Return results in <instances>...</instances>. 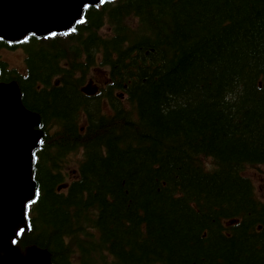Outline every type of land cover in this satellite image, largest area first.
Wrapping results in <instances>:
<instances>
[{
    "label": "trees",
    "instance_id": "obj_1",
    "mask_svg": "<svg viewBox=\"0 0 264 264\" xmlns=\"http://www.w3.org/2000/svg\"><path fill=\"white\" fill-rule=\"evenodd\" d=\"M79 20L0 38L27 68L0 59V82L43 132L10 244L50 264H264V0H104Z\"/></svg>",
    "mask_w": 264,
    "mask_h": 264
},
{
    "label": "water",
    "instance_id": "obj_2",
    "mask_svg": "<svg viewBox=\"0 0 264 264\" xmlns=\"http://www.w3.org/2000/svg\"><path fill=\"white\" fill-rule=\"evenodd\" d=\"M85 0H0V36L18 40L69 27ZM91 3L97 0H87ZM39 115L20 101L15 81L0 83V264H49L46 251L29 249L25 262L6 243V233L23 222V203L33 197L31 154L42 136Z\"/></svg>",
    "mask_w": 264,
    "mask_h": 264
},
{
    "label": "rangeland",
    "instance_id": "obj_3",
    "mask_svg": "<svg viewBox=\"0 0 264 264\" xmlns=\"http://www.w3.org/2000/svg\"><path fill=\"white\" fill-rule=\"evenodd\" d=\"M24 54L23 52H20V50H0V58L6 62V64L10 68H16L19 71H24V60H23ZM96 81H100V77L98 75H95L92 78V84L95 83ZM88 83V82H87ZM72 167V165H70ZM254 184L256 189L261 193L264 192V179L262 175L259 173L257 170H253L251 172Z\"/></svg>",
    "mask_w": 264,
    "mask_h": 264
},
{
    "label": "snow or ice",
    "instance_id": "obj_4",
    "mask_svg": "<svg viewBox=\"0 0 264 264\" xmlns=\"http://www.w3.org/2000/svg\"><path fill=\"white\" fill-rule=\"evenodd\" d=\"M101 3H104V0H100ZM90 5L89 4H84L85 8H88ZM83 20H78L77 23H82Z\"/></svg>",
    "mask_w": 264,
    "mask_h": 264
}]
</instances>
